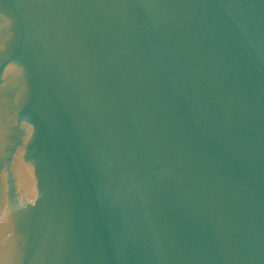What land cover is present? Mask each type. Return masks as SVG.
<instances>
[{
    "label": "water",
    "instance_id": "95a60500",
    "mask_svg": "<svg viewBox=\"0 0 264 264\" xmlns=\"http://www.w3.org/2000/svg\"><path fill=\"white\" fill-rule=\"evenodd\" d=\"M0 264H264V0H0Z\"/></svg>",
    "mask_w": 264,
    "mask_h": 264
}]
</instances>
